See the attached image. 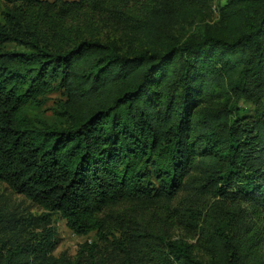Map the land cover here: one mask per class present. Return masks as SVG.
Segmentation results:
<instances>
[{"label":"trees","instance_id":"trees-1","mask_svg":"<svg viewBox=\"0 0 264 264\" xmlns=\"http://www.w3.org/2000/svg\"><path fill=\"white\" fill-rule=\"evenodd\" d=\"M5 1L0 183L46 211L43 227L58 214L76 236L118 238L106 255L84 243L73 259L31 241L0 264H264V0L217 5L213 32L182 41L170 26L209 18L214 0ZM81 15L139 36L141 49L84 38L72 27ZM53 92L61 124L35 122L27 108ZM232 98L260 114L240 118ZM189 189L210 198L197 219L207 263L104 215L163 207Z\"/></svg>","mask_w":264,"mask_h":264},{"label":"rangeland","instance_id":"rangeland-1","mask_svg":"<svg viewBox=\"0 0 264 264\" xmlns=\"http://www.w3.org/2000/svg\"><path fill=\"white\" fill-rule=\"evenodd\" d=\"M49 3L55 0H42ZM76 1V0H62ZM231 0H214L211 8V16L200 15L195 18L193 26L171 25L169 34L174 40L182 41L189 36H198L200 33L213 32L218 22V6H226ZM218 5V6H217ZM12 6L5 0H0V24L4 23L5 13ZM73 29H78L86 39L99 40L102 43L113 44L121 52L135 53L141 49L139 36L123 33V27H115L99 16L81 15L73 24ZM5 50H20L14 45H6ZM63 96L59 92H53L46 96L41 107L31 106L27 108V114L35 122H44L51 125L61 124L60 117L56 114L59 103L63 102ZM225 101L220 103L224 104ZM229 106H234L239 111L240 118L248 119L256 117L261 112V104L255 105L235 99L230 100ZM234 116V115H233ZM209 196L195 189L181 192L175 200L163 207L147 209L133 204H119L105 211L104 215L119 216L134 222L136 227L148 231L154 235H160L166 242L181 243L190 246L192 256L204 263L208 258L202 247L198 244L197 232L199 229L198 217H202V207L209 202ZM46 211L32 203L24 196L13 193L5 184L0 183V255L6 248L18 247L30 244H39L42 239L52 243V255L58 257L64 255L73 259L80 246L84 243L93 244L96 251L106 255L111 252L112 240L118 238V233L111 236L95 234L76 236L65 224L58 214L50 217V224L43 227L40 217Z\"/></svg>","mask_w":264,"mask_h":264}]
</instances>
